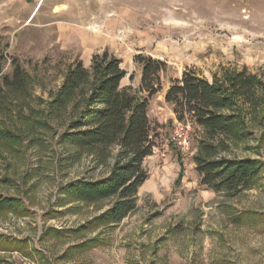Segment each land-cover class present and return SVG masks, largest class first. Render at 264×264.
<instances>
[{
	"label": "rangeland",
	"instance_id": "rangeland-1",
	"mask_svg": "<svg viewBox=\"0 0 264 264\" xmlns=\"http://www.w3.org/2000/svg\"><path fill=\"white\" fill-rule=\"evenodd\" d=\"M104 52L127 74L121 88L140 90L138 55L167 67L149 101L156 147L137 208L98 225L113 201L88 205L65 194L75 180L101 176L88 160L65 163L62 136L78 100L64 110L52 103L74 63L90 69ZM0 62L3 76L19 65L27 78L25 90L4 88L0 97V195L19 200L0 212L4 264H264V110L248 120L250 137L222 154L262 163L258 181L229 196L200 184V130L182 153L166 102L186 70L210 82L243 69L264 77V0H0Z\"/></svg>",
	"mask_w": 264,
	"mask_h": 264
},
{
	"label": "trees",
	"instance_id": "trees-1",
	"mask_svg": "<svg viewBox=\"0 0 264 264\" xmlns=\"http://www.w3.org/2000/svg\"><path fill=\"white\" fill-rule=\"evenodd\" d=\"M142 66L141 88H121L127 76L120 60L108 52L94 55L90 69L82 61L74 63L55 94L52 105L64 110L78 100L77 117L62 136L70 148L65 163L75 166L83 160L91 165V175L75 180L65 189L73 201L96 204L113 201L112 207L97 219L98 225L121 223L137 208V195L149 179L144 167L153 155L155 130L148 117L149 101L162 88L161 73L166 63L138 55ZM27 78L16 65L12 78L3 76L0 62V97L3 89L25 90ZM146 93L142 98L139 94ZM175 120L191 122L201 137L194 157L200 184L216 194L235 196L250 189L259 179L262 163L257 159L222 156L230 143L250 137L248 120L257 122L264 110V77L247 69L213 82L186 70L166 93ZM90 174V172H89ZM15 198L0 195V212H12ZM0 264H4L0 259Z\"/></svg>",
	"mask_w": 264,
	"mask_h": 264
},
{
	"label": "built area",
	"instance_id": "built-area-1",
	"mask_svg": "<svg viewBox=\"0 0 264 264\" xmlns=\"http://www.w3.org/2000/svg\"><path fill=\"white\" fill-rule=\"evenodd\" d=\"M193 125L191 122L180 123L175 130L173 138L176 146L182 153H187L191 149Z\"/></svg>",
	"mask_w": 264,
	"mask_h": 264
},
{
	"label": "water",
	"instance_id": "water-1",
	"mask_svg": "<svg viewBox=\"0 0 264 264\" xmlns=\"http://www.w3.org/2000/svg\"><path fill=\"white\" fill-rule=\"evenodd\" d=\"M28 2L31 1V0H27Z\"/></svg>",
	"mask_w": 264,
	"mask_h": 264
}]
</instances>
